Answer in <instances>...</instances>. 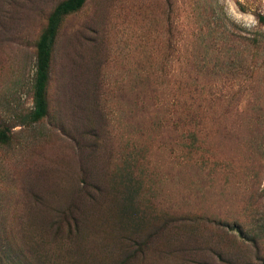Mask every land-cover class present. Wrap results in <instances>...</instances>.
<instances>
[{
  "label": "rangeland",
  "instance_id": "374dc122",
  "mask_svg": "<svg viewBox=\"0 0 264 264\" xmlns=\"http://www.w3.org/2000/svg\"><path fill=\"white\" fill-rule=\"evenodd\" d=\"M64 1L0 0V264H264V0H87L33 122Z\"/></svg>",
  "mask_w": 264,
  "mask_h": 264
},
{
  "label": "trees",
  "instance_id": "16d2710c",
  "mask_svg": "<svg viewBox=\"0 0 264 264\" xmlns=\"http://www.w3.org/2000/svg\"><path fill=\"white\" fill-rule=\"evenodd\" d=\"M86 1L87 0H66L60 3L50 15L47 29L38 42L33 92L34 109L30 114L31 121L33 122L40 121L47 115V87L50 77L52 48L57 37L58 26L64 16L78 11ZM67 219L68 218L63 219L61 228L63 230V226H67L68 230L65 232L63 230V233L71 236V222ZM61 236L63 237V235ZM23 262V264H32L26 257Z\"/></svg>",
  "mask_w": 264,
  "mask_h": 264
}]
</instances>
